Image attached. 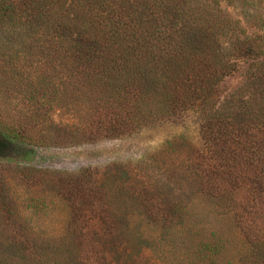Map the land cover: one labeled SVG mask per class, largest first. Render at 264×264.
Masks as SVG:
<instances>
[{
  "label": "trees",
  "instance_id": "trees-1",
  "mask_svg": "<svg viewBox=\"0 0 264 264\" xmlns=\"http://www.w3.org/2000/svg\"><path fill=\"white\" fill-rule=\"evenodd\" d=\"M221 1L0 0V264H107L88 243L92 224L112 233L132 214L178 219L185 199L168 186L107 191L89 169L17 161L29 149L132 137L189 111L202 145L186 184L233 214L246 264H264V39L241 35ZM241 60L253 71L219 103ZM56 108L77 122L55 120ZM7 178L65 199L64 235L47 239L17 221Z\"/></svg>",
  "mask_w": 264,
  "mask_h": 264
},
{
  "label": "rangeland",
  "instance_id": "rangeland-1",
  "mask_svg": "<svg viewBox=\"0 0 264 264\" xmlns=\"http://www.w3.org/2000/svg\"><path fill=\"white\" fill-rule=\"evenodd\" d=\"M219 4L238 22L241 35L264 39V0ZM254 64L240 61L238 70L223 81L219 103L243 85ZM53 114L59 122H77L60 108ZM201 145L198 117L189 111L128 138L21 151L17 163L71 174L89 169L96 184L107 191L141 193L168 186V191L183 196L184 211L168 225L152 223L138 213L129 216L124 232L107 233L92 224L88 243L105 255L107 264H246L249 249L233 214L213 199L193 193L186 184L185 169L197 161ZM6 182L17 221L29 223L47 239L64 235L71 218L65 199L41 186L28 187L9 178Z\"/></svg>",
  "mask_w": 264,
  "mask_h": 264
}]
</instances>
